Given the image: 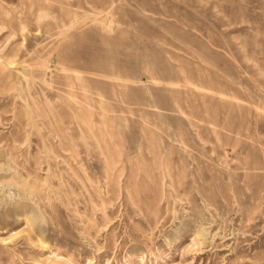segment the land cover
I'll return each mask as SVG.
<instances>
[{
	"label": "rangeland",
	"instance_id": "obj_1",
	"mask_svg": "<svg viewBox=\"0 0 264 264\" xmlns=\"http://www.w3.org/2000/svg\"><path fill=\"white\" fill-rule=\"evenodd\" d=\"M0 264H264V0H0Z\"/></svg>",
	"mask_w": 264,
	"mask_h": 264
},
{
	"label": "bare ground",
	"instance_id": "obj_2",
	"mask_svg": "<svg viewBox=\"0 0 264 264\" xmlns=\"http://www.w3.org/2000/svg\"><path fill=\"white\" fill-rule=\"evenodd\" d=\"M110 24V23H109ZM109 27V26H108ZM24 30V29H23ZM111 31V30H110ZM4 243V242H3Z\"/></svg>",
	"mask_w": 264,
	"mask_h": 264
}]
</instances>
